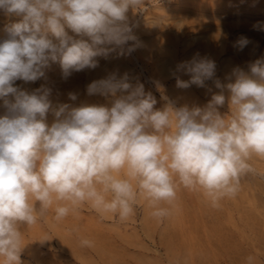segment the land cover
<instances>
[{
    "label": "clouds",
    "instance_id": "1",
    "mask_svg": "<svg viewBox=\"0 0 264 264\" xmlns=\"http://www.w3.org/2000/svg\"><path fill=\"white\" fill-rule=\"evenodd\" d=\"M144 3L0 0V12L20 18L6 26L8 38L0 41V100L6 108L0 116V264H22L20 226L35 225L53 205L57 221L85 203L123 221L142 197L159 219L170 215L183 186L215 207L238 193L241 177L254 171L253 156L264 159V57L251 63L249 72L233 69L226 115L218 110L226 101L222 93L204 107L156 110L153 95L142 83L133 86L127 73L113 72L87 85L88 95L112 98L111 107L53 108L50 88L29 92L16 86L18 80L44 77L50 62H58L67 79L98 67L96 57L117 49L126 54L124 46L137 39L127 13ZM251 43L241 36L235 47L243 51ZM134 50L135 44L126 52ZM215 69L214 61L195 54L177 65L191 78H177L176 86L204 87ZM216 87L225 86L217 80ZM69 99L77 97L69 93ZM49 112L55 117L51 125ZM254 260L248 257L247 264Z\"/></svg>",
    "mask_w": 264,
    "mask_h": 264
},
{
    "label": "rangeland",
    "instance_id": "2",
    "mask_svg": "<svg viewBox=\"0 0 264 264\" xmlns=\"http://www.w3.org/2000/svg\"><path fill=\"white\" fill-rule=\"evenodd\" d=\"M213 1L145 0L142 7L130 8L127 13L137 39L124 46L126 54H118L117 49L106 57H96L98 67L73 72L67 79L60 64L50 62L44 77L28 83L18 80L16 86L29 92L41 85L50 88L53 108L60 104L111 107L112 98L88 95L87 85L106 78V74L127 73L133 86L142 83L145 92L153 95L156 110L204 107L213 94L222 93L226 101L218 110L222 115L230 114L226 85L234 82L233 69L249 72L250 64L264 57V52H259L264 51V0H249L253 4L246 7L233 0ZM19 19L0 12V41L5 35L8 38L6 26ZM220 28L227 30L222 37L216 35ZM250 34L259 46L256 44L255 51L253 44L244 54L237 48L229 51L232 41L235 46L239 37ZM212 36L214 43L205 51L201 44ZM133 44L135 50L127 54ZM251 48L254 54L247 55ZM195 54L215 62V75L204 87L193 84L178 88L177 78L188 81L191 77L177 71V65ZM217 80L225 87L217 88ZM69 93L77 99L70 100ZM5 113L0 100V116ZM54 120L49 112L47 123ZM249 163L254 171L241 177L238 193L220 199L215 207L201 192L183 186L177 189L170 215L159 219L152 216L154 209L142 197L137 198L134 214L123 221L117 215H101L87 203L57 221L53 205L35 225L20 226L22 264H247L250 256L255 258L254 264H264V159L253 156ZM83 240L91 241V246H83Z\"/></svg>",
    "mask_w": 264,
    "mask_h": 264
},
{
    "label": "bare ground",
    "instance_id": "3",
    "mask_svg": "<svg viewBox=\"0 0 264 264\" xmlns=\"http://www.w3.org/2000/svg\"><path fill=\"white\" fill-rule=\"evenodd\" d=\"M214 1L216 2L217 0H214ZM214 1H213V2H214ZM218 1H219V0H218ZM223 1H224V0H223ZM239 1H240V0H237V1H236V0H233L232 2H233V3H237V4H239V5H243L244 7H246V4H251V3H250L251 1H249V0H242L241 2H239ZM225 2H226V1H225ZM225 2H223V3H225ZM232 2H231V3H232ZM253 2H254V1H253ZM228 3H229V1H228ZM261 3H262V2H261ZM221 4H222V2H221ZM252 4H253V3H252ZM252 4H251V5H252ZM251 5H250V7H251ZM230 6H233V5H230ZM241 7H242V6H241ZM247 7H248V6H247ZM233 8H234V7H233ZM237 9H238V8H237ZM244 11H245V10H244ZM227 15H228V14H227ZM222 16H223V15H222ZM233 26H234V25H233ZM247 26H248V25H247ZM250 27H251V26H250ZM225 28H227V27H225ZM237 28H238V27H237ZM245 28H246V27H245ZM241 30H242V29H241ZM225 31H227V30L225 29ZM225 31H224V29L221 30V28H220V29H219V32H218L216 35H219V37H220V36L222 37V36L225 34V33H224ZM262 32H264V31H262ZM5 34H6V33H5ZM216 35L214 34V36H216ZM226 35H227V34H226ZM214 36H212L213 38H209V39H207L205 42H203V43L201 44V45H202L201 47H202L205 51H206L207 49H208V51H209V49H210L212 43H214V41H213V40H214ZM258 36H259V35H258ZM3 37H5V39H7V38H6V35L3 36ZM226 37H228V36H226ZM215 38H216V37H215ZM224 38H225V37H224ZM248 38L252 41L251 44L255 45V48H254V51H255V49H256V44H257V46H258V43H256V44L253 43L254 41H253L252 34H250V36H248ZM255 38H256V37H255ZM255 38H254V40H255ZM258 38H259V37H258ZM224 40H225V39H224ZM224 40H223V41H224ZM256 40H257V39H256ZM256 40H255V41H256ZM1 41H2V40H1ZM219 41H220V40H219ZM223 41H222V44H223ZM259 41H260V40H259ZM256 42H257V41H256ZM262 42H264V40H262ZM259 43H260V42H259ZM230 44H231V46L228 45V46H229V48H228L229 51H232V49H234V48L236 49L235 46H232L233 41H232ZM259 45H261V44H259ZM221 47H222V45H221ZM224 47H225V46H224ZM258 47H259V46H258ZM213 48H214V47H213ZM213 48H212V49H213ZM252 48H253V47H252ZM252 48H251V49H252ZM235 49H234V50H235ZM260 49H262V48H260ZM221 50H222V49H221ZM223 50H224V48H223ZM247 50H248V49H247ZM262 50H264V49H262ZM208 51H207V52H208ZM212 51H213V50H212ZM249 51H250V50H249ZM234 52H235V51H234ZM259 52H264V51H261V50H260ZM208 53H209V52H208ZM208 53H207V54H208ZM244 53H245V52H244V50H243V54H244ZM252 53H253V49H252V50L250 51V53L247 54V55H253L254 53H253V54H252ZM243 54H242V55H243ZM261 54H262V53H261ZM239 55H240V54H239ZM247 57H248V56H247ZM242 58H243V57H242ZM94 72H95V71H94ZM94 72H93V73H94ZM110 72H111V71H110ZM107 73H108V72H107ZM107 75H108V74H106V77H107ZM95 76H96V75H95ZM54 84H55V83H54ZM46 85H47V83H46ZM55 85H56V84H55Z\"/></svg>",
    "mask_w": 264,
    "mask_h": 264
}]
</instances>
